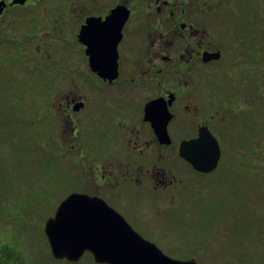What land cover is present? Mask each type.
Instances as JSON below:
<instances>
[{"label": "flooded vegetation", "instance_id": "obj_1", "mask_svg": "<svg viewBox=\"0 0 264 264\" xmlns=\"http://www.w3.org/2000/svg\"><path fill=\"white\" fill-rule=\"evenodd\" d=\"M14 1L0 0V51L23 45L17 21L33 24L21 38L46 51L47 137L54 146L60 136L65 149L54 156L78 169L70 194L105 201L143 238L168 246L166 233L190 219L169 212L176 195L166 190L221 161L200 173L182 151L197 156L213 138L221 158L235 141L256 155L261 147L262 0L258 12L234 0ZM4 94L0 86V101Z\"/></svg>", "mask_w": 264, "mask_h": 264}, {"label": "rangeland", "instance_id": "obj_2", "mask_svg": "<svg viewBox=\"0 0 264 264\" xmlns=\"http://www.w3.org/2000/svg\"><path fill=\"white\" fill-rule=\"evenodd\" d=\"M234 1L255 12L261 9V0ZM12 14L7 15L8 23ZM32 26L17 21V42L27 48L21 45L5 56L8 49L0 51V86L5 91L0 101V264H98L89 252L77 263L56 260L44 232L58 204L71 195V189L80 188V175L61 160L63 156H54L65 149L60 136L56 134L60 143L54 146L47 137L50 96L45 93L51 78L40 56L46 51L36 50V41L21 38ZM242 26L247 28L246 23ZM238 28L236 32L244 31ZM261 82L257 155L242 151L236 141L227 144L215 172L204 177L188 173L186 180L166 190L176 195V208L169 212L188 213L185 217L190 219L178 232L162 238L168 246L159 248L166 254L194 258L198 264H264V73ZM57 89L55 85V96ZM174 223L173 218L167 221L169 226Z\"/></svg>", "mask_w": 264, "mask_h": 264}, {"label": "water", "instance_id": "obj_3", "mask_svg": "<svg viewBox=\"0 0 264 264\" xmlns=\"http://www.w3.org/2000/svg\"><path fill=\"white\" fill-rule=\"evenodd\" d=\"M182 155L196 171L210 173L218 166L221 150L213 138L210 149L197 156L183 151ZM44 232L58 261L77 263L90 252L98 264H198L194 258L180 260L165 254L105 201L84 194L73 193L62 201L44 224Z\"/></svg>", "mask_w": 264, "mask_h": 264}, {"label": "bare ground", "instance_id": "obj_4", "mask_svg": "<svg viewBox=\"0 0 264 264\" xmlns=\"http://www.w3.org/2000/svg\"><path fill=\"white\" fill-rule=\"evenodd\" d=\"M130 225V224H129Z\"/></svg>", "mask_w": 264, "mask_h": 264}]
</instances>
